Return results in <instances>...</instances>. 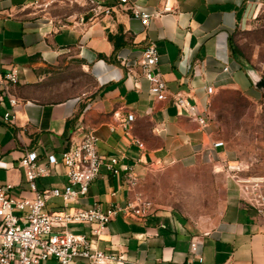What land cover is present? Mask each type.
Segmentation results:
<instances>
[{"label": "crops", "instance_id": "obj_1", "mask_svg": "<svg viewBox=\"0 0 264 264\" xmlns=\"http://www.w3.org/2000/svg\"><path fill=\"white\" fill-rule=\"evenodd\" d=\"M128 1L160 15L144 28L126 7H113L110 14L98 7L96 13L70 15L67 24L56 27L51 18L12 15L6 0H0V71L18 70V83L10 87L17 99L13 122L4 121L10 106L6 99L0 102V185L11 183L15 199L32 198L19 158L36 150L40 160L47 153L59 160L87 131L98 137L102 156L117 157L120 167L129 166L136 178L163 166L224 165L219 213L208 226L168 209L152 208L144 218L119 211L91 246L121 256L108 264H264V220L241 199L227 168L237 162L222 141L214 146L219 140L207 119L218 90L250 95L256 90L243 67L231 59L229 41L236 31L264 24V0ZM165 6L169 12H162ZM108 35L116 37L115 52ZM150 42L158 53L156 71L170 93L163 101L150 95L136 64ZM82 76L90 83L79 86ZM175 95L194 106L192 115L176 108ZM127 114L133 120L123 128L120 122ZM204 115L201 125L197 117ZM221 175L215 173L217 179ZM65 182V168L58 163L35 184L39 191L62 190ZM132 199L124 172L112 174L102 166L87 196L73 207L97 202L104 210L111 203L124 207ZM61 205L60 198L47 201L48 208ZM69 230L90 233L84 225ZM191 241L197 244L196 255L189 251ZM49 263L58 264L54 259L44 262ZM75 264L90 263L78 258Z\"/></svg>", "mask_w": 264, "mask_h": 264}, {"label": "built area", "instance_id": "obj_2", "mask_svg": "<svg viewBox=\"0 0 264 264\" xmlns=\"http://www.w3.org/2000/svg\"><path fill=\"white\" fill-rule=\"evenodd\" d=\"M110 2L85 0V3L91 6L90 11L95 13L98 7H101L105 14H110L113 7H126L131 17L137 19L144 28L160 15V12L143 11L130 4L128 0ZM169 11L168 6L162 10ZM157 63L158 53L154 43L150 42L142 49L136 64L141 75L149 83L150 95L158 101H163L170 93L166 82L156 71ZM17 83V68L9 67L5 71H0V102L6 99L10 106L3 114L6 122L14 121L17 99L10 87ZM206 92L211 94L212 88L207 86ZM172 103L186 114H193L194 106L184 97L175 95L172 97ZM132 120V114H127L120 125L127 128ZM197 120L204 125L206 115L197 117ZM98 140L92 131H87L79 141L62 151L59 160L51 153L45 154L44 159L40 160L36 150L26 151L19 158L18 167L22 170L25 182L34 192V196L15 199L12 196L11 183L0 185V264H44L48 259H54L58 264H75L78 258L86 259L90 264H108L121 260V256L92 248L91 240L99 239L108 222L119 211L124 215L144 218L151 213L153 207L150 201L140 198H133L124 207L111 203L104 210L97 202L88 207H73L87 196L90 185L98 178L102 166L112 174L123 171L131 187L137 182L129 166L120 167L117 157L110 156L106 159L99 153ZM222 145L220 141L214 144L215 147ZM58 163L65 168L66 182L63 189L37 190L36 179L51 175ZM227 168L239 188L241 199L255 211L257 217L264 220V178L240 175L238 165ZM50 198H60L62 205L48 208L47 201ZM69 225L87 226L90 233L75 234L69 230ZM196 248V242L191 241L190 253L196 255Z\"/></svg>", "mask_w": 264, "mask_h": 264}, {"label": "rangeland", "instance_id": "obj_3", "mask_svg": "<svg viewBox=\"0 0 264 264\" xmlns=\"http://www.w3.org/2000/svg\"><path fill=\"white\" fill-rule=\"evenodd\" d=\"M6 2L12 15L51 18L56 27L67 24L70 15L91 9L89 3L71 0ZM231 38L238 48L237 54L264 74V24L261 22L249 30L236 31ZM89 83L88 77L82 76L79 80V86ZM251 93L233 88L218 90L210 99L207 119L213 125L215 138L234 156L239 174L264 178V93L256 90ZM215 173L222 175L217 179ZM225 176L224 165L215 167L207 162L190 168L163 166L137 178L132 187L133 198L146 199L155 209H168L208 226L219 213L221 184Z\"/></svg>", "mask_w": 264, "mask_h": 264}, {"label": "water", "instance_id": "obj_4", "mask_svg": "<svg viewBox=\"0 0 264 264\" xmlns=\"http://www.w3.org/2000/svg\"><path fill=\"white\" fill-rule=\"evenodd\" d=\"M230 55L233 57L236 63L240 64L243 67L253 88L259 91L260 93H264V77L262 75H259L257 71L250 64L245 62L241 58V56H239L236 52H234L231 47H230Z\"/></svg>", "mask_w": 264, "mask_h": 264}, {"label": "trees", "instance_id": "obj_5", "mask_svg": "<svg viewBox=\"0 0 264 264\" xmlns=\"http://www.w3.org/2000/svg\"><path fill=\"white\" fill-rule=\"evenodd\" d=\"M108 38L113 42V45H114V52L118 49L119 45H118V42L116 40V37L112 36V35H108ZM229 44H230V47L232 48V50L234 52H238V48L237 46L232 42V38H230V41H229ZM101 57V55H100Z\"/></svg>", "mask_w": 264, "mask_h": 264}]
</instances>
